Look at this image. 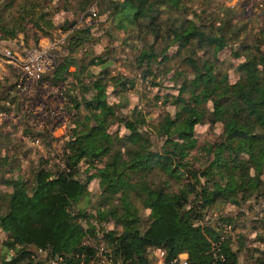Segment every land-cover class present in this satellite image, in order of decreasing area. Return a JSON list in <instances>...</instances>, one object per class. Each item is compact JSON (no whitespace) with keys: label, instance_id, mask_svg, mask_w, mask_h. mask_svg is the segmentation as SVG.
Listing matches in <instances>:
<instances>
[{"label":"trees","instance_id":"trees-1","mask_svg":"<svg viewBox=\"0 0 264 264\" xmlns=\"http://www.w3.org/2000/svg\"><path fill=\"white\" fill-rule=\"evenodd\" d=\"M43 1L18 4L10 21L0 15V42L25 34L29 19L36 31L50 36L55 27ZM196 4L103 0L100 6L108 15L107 28L100 31L114 28L121 34L120 45L127 50H115L135 77L159 86L172 57L181 58L187 69L185 76L175 71L177 95L162 98L164 110L155 123L150 124L140 98L129 102L136 79L124 69H111L114 51H92L99 42L92 28L66 37L63 54L56 53L55 67L43 78L62 88L71 116L64 165L54 173L38 171L30 183L18 176L4 180L10 192H0V231L6 235L0 264H99L88 241L98 237L122 264H150L147 250L153 248L165 251V264L180 254L190 264H264V44L248 48L239 42L237 49L229 48L241 32L234 11L203 18ZM226 48L243 59L234 83L218 67ZM110 95L116 97L112 103ZM215 124L219 136L200 144L197 127ZM113 127L117 130L111 132ZM92 180L98 192L94 203L88 191ZM227 205L238 207V218L209 222L210 212ZM246 214L252 215V243L258 245L249 250L241 235L240 249L233 251L223 228L232 229Z\"/></svg>","mask_w":264,"mask_h":264},{"label":"rangeland","instance_id":"rangeland-1","mask_svg":"<svg viewBox=\"0 0 264 264\" xmlns=\"http://www.w3.org/2000/svg\"><path fill=\"white\" fill-rule=\"evenodd\" d=\"M107 1L110 4H114L122 0ZM194 1L197 3L194 6H201L200 9H197V12L201 11L199 15L203 18L220 14L222 9L229 8L234 11L235 24L237 28L241 29V32L239 39L234 41L232 47L229 48L237 49L236 46L239 42L248 48L257 46L258 41L264 44V5L262 7L258 6L259 4H256L257 0H255L253 5L251 0ZM85 2L86 0H44L42 5L47 10H50V19L55 27V29L48 30L50 36L45 37L36 31L32 26L34 20L29 19L25 24V34H19L16 40L13 39L11 43L2 44L12 51L15 49L19 51L21 44L24 46L28 44L31 47L38 44L41 40H45V38L51 40L60 39L64 36L67 37L72 31L92 28L94 36L99 38V42L91 47L92 51L97 55H108V53L114 51L110 57L115 61L111 69L115 73L118 68L124 69L129 74V78H131L130 76L135 77L128 68H123L122 59L124 57L115 50L126 49L120 45L121 34L114 28H108L104 35L100 31L107 28L108 25L105 23L108 17L107 13L101 14L100 12L103 0H95L90 5ZM10 3L11 0H0V15L7 21L13 20L18 4L28 6L30 3V5L39 6L40 0H17L13 4ZM63 7L65 8L63 11L56 12V10ZM91 9L96 11V17L91 16ZM28 46L26 47L28 48ZM262 50H264V45ZM62 52L60 51V54H63ZM124 53L126 54V51ZM230 53L231 51L228 48L221 53L218 67L221 72L227 74L228 81L234 83L239 78V73L236 70L237 65L243 59H236ZM60 54L57 57L56 54H53L55 61ZM174 54L175 49L171 48L169 56ZM117 60H121V66L117 64ZM1 68L5 69V73L0 81V192H10V189L3 184L5 179H14L18 176L25 183H30L38 171L46 170L54 173L58 170V167L64 165V155H66L63 149L64 137L71 128V116L65 109L66 100L62 88L53 87L48 82L43 81L47 73L36 83H26L24 91H17L15 84L19 81V75L11 66L5 63H3ZM166 68L168 72L158 77L159 82L157 83L159 86L152 85L150 80H148L149 83L142 82L140 75H137L134 89L128 94L129 102L132 105L138 103V98H140L139 100H141V105L145 107L144 110L147 113L150 124L155 123L164 110V106L161 103L162 98L177 95L176 83L172 80L175 71L181 72L184 76L187 75V69L179 57H172ZM91 69L94 73L98 71L97 67ZM70 70L72 71L73 69ZM153 80L154 84L156 81L154 78ZM108 100L112 103L116 100V97L110 95ZM167 106L166 110L173 114L174 108L171 105ZM110 130L114 132L117 129L113 127ZM119 131L121 134L125 133L121 127ZM220 132L221 127L219 124L197 127L200 144L213 142ZM86 168L87 165L82 164L81 171L85 173ZM93 172H90V174ZM90 174L86 175V177ZM88 191L91 196L90 199L94 203L96 200L95 196L98 193L96 181L90 183ZM237 212L238 207L227 205L218 212H210L207 219L213 224L220 217L224 219L238 218ZM92 213L94 214V211ZM140 214L145 216L143 211H140ZM250 217H252L251 214H246V219L239 220L235 227L232 226L230 231L225 232L230 237L233 251L240 249L243 240L241 235L245 236L247 245H250L249 250L258 245L257 243H252L256 234L250 229L252 227L249 226ZM244 220L247 223L246 228L242 225ZM101 225L104 229L111 227L108 223H102ZM5 239L6 235L0 231V246ZM97 240L89 239L88 241L95 250H99L98 255L100 256L102 254L100 251L105 249V247L104 244L99 243ZM250 253L248 252L246 256ZM34 254L42 261L46 260L44 253L34 251ZM241 258L243 259V257ZM242 259L240 260L243 261Z\"/></svg>","mask_w":264,"mask_h":264},{"label":"built area","instance_id":"built-area-1","mask_svg":"<svg viewBox=\"0 0 264 264\" xmlns=\"http://www.w3.org/2000/svg\"><path fill=\"white\" fill-rule=\"evenodd\" d=\"M255 0H251L252 5ZM258 6L264 5V0H257ZM255 4V6H257ZM91 16L96 17L97 13L91 9ZM66 37L60 39H49L41 40L34 46L28 48L21 44L19 51L10 50L8 47L0 42V81L3 79L5 69H2L3 63L12 67V69L19 75V81L15 84L17 91H24L26 83H36L40 81L47 72L55 67V58L53 54L62 51L65 45ZM224 231H230V226H224ZM226 235L228 233H225ZM99 251V250H98ZM96 250V257L99 259V264H122L119 261L112 259L110 253L103 249L98 255ZM41 253V251H38ZM147 254L150 260V264H165L166 254L161 248L148 249ZM168 264H190L186 254H180L178 257Z\"/></svg>","mask_w":264,"mask_h":264}]
</instances>
